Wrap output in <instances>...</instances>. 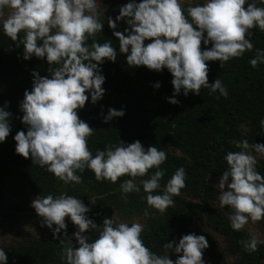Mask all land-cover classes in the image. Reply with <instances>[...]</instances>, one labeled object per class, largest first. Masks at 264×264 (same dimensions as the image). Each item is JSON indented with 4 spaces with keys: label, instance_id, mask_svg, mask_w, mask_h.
<instances>
[{
    "label": "clouds",
    "instance_id": "obj_1",
    "mask_svg": "<svg viewBox=\"0 0 264 264\" xmlns=\"http://www.w3.org/2000/svg\"><path fill=\"white\" fill-rule=\"evenodd\" d=\"M259 2L264 4V0ZM182 4L183 0H128L119 7L115 20L107 17V24L131 68L145 66L171 73L173 96L166 98L169 103L179 105L176 96L182 93L187 97L190 92L200 95L201 88L227 98L228 90L219 78L208 82L207 62L219 61L222 68L231 59L252 51L254 46L247 37L252 36L253 28L264 31V7H258L257 0H204L194 6L190 3L186 10ZM99 15L97 0H0V29L13 42L23 33L22 58L46 59L51 72L46 76L35 70L31 73L32 88L25 89L19 102L23 113L20 119L27 130L18 131L13 137L15 152L31 158L33 164L45 168L65 185L80 184L82 177L76 173L86 168L97 181L116 183L127 175L131 178L120 184L124 194L140 193L135 178L156 169L140 185L147 205L164 214L174 205L173 197L186 187L187 177L183 167L177 168L160 191L166 171L160 167L167 159L165 151L153 145L145 148L139 140L130 144L120 140L119 145L97 149L95 155L88 147V137L95 128L80 119L78 112L89 98L92 105L103 99L106 77L101 66L117 60L112 40L102 44L95 40L105 25ZM120 21L127 25L123 31L116 30ZM249 63L253 68L264 63V49H256ZM53 64L59 67L52 69ZM160 86L159 82L153 85L156 89ZM8 105L5 101L0 107V144L11 132L13 116L5 110ZM100 115L102 122L108 123L123 117L125 111L109 108L106 115ZM260 124L264 127V120ZM235 146L241 150L224 156L228 167L215 187L221 190L220 206L231 209V228L241 231L249 220H264V175L257 171L258 160L253 154L264 157V144H249L242 139ZM31 207L42 218V226L61 243V236L67 231L65 218L76 227V246L70 240L62 252L65 264H205L203 253L209 245L204 235L193 232L179 240L174 238L164 244L167 254L158 255L142 239L145 226L139 222H117L114 209L111 218L105 217L97 225L87 215L90 207L66 193L39 195L31 201ZM144 215H149L148 209ZM93 231L98 234L90 239ZM241 243L245 251L252 253L264 240L253 234ZM170 252L177 254L175 260L170 258ZM7 262L6 251L0 247V264Z\"/></svg>",
    "mask_w": 264,
    "mask_h": 264
},
{
    "label": "trees",
    "instance_id": "obj_2",
    "mask_svg": "<svg viewBox=\"0 0 264 264\" xmlns=\"http://www.w3.org/2000/svg\"><path fill=\"white\" fill-rule=\"evenodd\" d=\"M99 2V18L105 25L102 32L96 34L95 40L101 44L112 40L117 60L106 61L101 66L106 77L103 99L92 105L89 98L84 109L78 112L80 119L95 128L94 134L88 137L89 150L95 155L97 149L119 145L120 140L126 144L139 140L145 148L153 145L167 153L166 161L160 166L166 170L160 181V191L179 167L186 171V187L179 196L173 197L174 205L160 214L147 205L146 194L140 185V181L150 178L156 169H150L144 177L135 178V183L141 187L140 193L124 194L120 184L131 178L127 175L120 177L116 183L97 181L94 173L86 168L82 173H76L82 177L80 184L65 185L45 168L33 164L31 158L25 159L16 154L13 137L18 131L27 130L20 119L23 113L19 102L23 100L25 89L30 91L32 88L31 73L35 70L46 76L51 72L46 59L33 56L26 61L22 58L24 50L20 40L23 33L13 42L0 29V107L8 101L5 110L13 116L11 132L0 144V217L3 216V208L7 207L6 196L11 181L14 187L21 185L27 188L26 204L31 198L48 194L57 196L66 193L81 199L90 207L87 215L97 225H101L105 217L111 218L114 210L117 220L143 217L145 231L141 234L142 239L158 255L167 254L168 250L164 248L167 242L194 232L204 235L208 241L209 247L204 250L203 256L209 264H264V244L258 245L256 252L245 251L241 241L248 240L252 234L245 229L234 231L231 228L228 220L231 209L220 206L221 190L211 183L220 179L228 167L224 156L229 151L241 150L235 146L237 141L247 139L249 144H264V127L260 124L264 120V63L255 68L249 63L255 57L256 49H264V31L251 29L252 36L247 38L251 40L253 50L231 59L222 68L219 61L207 62L208 82L211 84L219 78L228 90L227 98L201 88L200 95L190 92L187 97L182 93L176 96L180 103L173 105L166 99L173 96L171 73L167 69L157 72L145 66L131 68L126 63V54L119 52V42L113 36V30L108 27L107 17L115 20L119 7L128 0ZM197 2L203 3L204 0H186L182 7L186 10L190 3L194 6ZM257 6L264 7V4L257 0ZM125 27L124 21H120L116 30L123 31ZM150 42L145 41V44ZM87 43L90 45L92 38ZM57 67L59 65H51L52 69ZM157 82L161 85L158 89L153 87ZM109 108L123 109L125 115L104 123L100 114L103 112L106 115ZM256 169L264 175V157H260ZM16 209L35 211L31 203ZM145 209H148V216L144 215ZM65 220L67 231L61 236L63 243L50 233L0 244L6 251L7 264H65L61 258L64 248L70 240L76 246L73 237L75 226L67 217ZM198 221L207 231L198 232ZM97 234L96 231L90 233V239ZM216 236L223 241V248ZM169 256L172 260L177 258V254L171 252ZM229 258H233V262L229 263Z\"/></svg>",
    "mask_w": 264,
    "mask_h": 264
},
{
    "label": "rangeland",
    "instance_id": "obj_3",
    "mask_svg": "<svg viewBox=\"0 0 264 264\" xmlns=\"http://www.w3.org/2000/svg\"><path fill=\"white\" fill-rule=\"evenodd\" d=\"M186 0H183V3ZM98 9L100 8V2L97 0ZM257 156V160L259 161L260 155L253 153ZM218 180H212L211 183L215 186L218 184ZM9 192L6 196V203L7 207L3 208L2 214L3 216L0 217V244H11L15 242H19L23 240L25 237L34 235V236H42V235H49L52 233L46 226H42L41 220L42 218L39 217L35 211L30 210H22L18 211L16 207H24L27 206L33 198L29 199L28 203L26 204V194L27 188L24 186H12L13 184L9 181ZM218 187V186H217ZM219 188V187H218ZM31 197V196H30ZM10 207V208H8ZM8 214V216H6ZM14 216V217H12ZM229 216V215H228ZM143 217H134L128 220L118 219L117 222H139L142 223ZM198 232H205V226L201 221L197 222L196 226ZM250 234L258 235L259 239L264 240V220L252 222L249 220V223L244 228ZM76 227L75 230L76 231ZM218 244L223 248V241L216 236ZM205 264H209L207 259L203 256ZM230 262H233V258H229Z\"/></svg>",
    "mask_w": 264,
    "mask_h": 264
}]
</instances>
